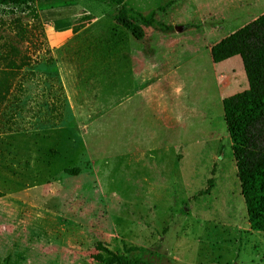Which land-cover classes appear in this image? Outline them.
Instances as JSON below:
<instances>
[{"label": "rangeland", "instance_id": "rangeland-1", "mask_svg": "<svg viewBox=\"0 0 264 264\" xmlns=\"http://www.w3.org/2000/svg\"><path fill=\"white\" fill-rule=\"evenodd\" d=\"M123 4L148 42L115 22L113 0H37L38 20L0 8V70L12 57L25 62L13 80L26 86L24 109L10 102L0 112L27 124L0 132V264H96L97 241L116 252L140 246L132 254L156 264H264V232L250 228L222 107L248 87L246 75L233 63L237 78L220 87L216 74L229 63L214 65L209 50L264 13V0ZM165 25L183 27L176 42ZM134 49L149 53L150 100L133 92L144 74L125 69ZM60 70L84 85V107L68 83L74 109L65 98L59 105ZM74 166L79 174L64 172Z\"/></svg>", "mask_w": 264, "mask_h": 264}, {"label": "trees", "instance_id": "trees-1", "mask_svg": "<svg viewBox=\"0 0 264 264\" xmlns=\"http://www.w3.org/2000/svg\"><path fill=\"white\" fill-rule=\"evenodd\" d=\"M35 1L37 0H0V8L22 7L27 9L34 20H38ZM113 1L121 4L114 15L115 22L136 39L141 40L145 35L142 22L140 23L136 17L129 16L123 0ZM143 19L147 25H151L150 21ZM18 28L17 35L21 41L25 38L26 30L21 26ZM169 31H173V28L165 25L164 32ZM9 47L11 54L17 51L13 44ZM210 53L216 63L235 55L242 61L248 87L222 99L223 116L231 139L250 228L264 232V13L214 43L210 47ZM4 57L8 58L9 52ZM24 63H17L12 57L7 61L6 68L0 70V108L12 102L15 109H24L21 102L18 104L20 95L26 89L24 80H13L17 69L19 70ZM58 89L59 105L65 106L66 97L63 95V86L60 82ZM57 106L56 103L52 104L51 110L54 111ZM26 125V122H19L13 113L2 120L0 112V132L26 129ZM64 172L76 175L80 173V167L64 168ZM213 183L214 178L211 176L197 196L208 193ZM3 195L4 193L0 191V197ZM94 248L96 253L92 257L96 264H156L132 254L143 250L137 245L123 243L122 252H116L107 244L97 241Z\"/></svg>", "mask_w": 264, "mask_h": 264}, {"label": "crops", "instance_id": "crops-1", "mask_svg": "<svg viewBox=\"0 0 264 264\" xmlns=\"http://www.w3.org/2000/svg\"><path fill=\"white\" fill-rule=\"evenodd\" d=\"M176 32H180V31H177V30H173V31H169V32H164L163 36L164 37H168V41L170 42H176L177 41V38L176 36L174 35V33L176 34ZM146 39V32H145V35L144 37L141 39V40H144L145 42H148L145 40ZM219 41V40H218ZM217 41H215L216 43ZM214 43L210 44L209 45V50H210V47L213 45ZM128 53V56H127V67L125 68L126 71L129 72V77L130 75L132 74H139V75H143L144 74V77H143V80H140L139 83L137 84V82H135L133 85L134 87V91L135 93H140L142 94L143 93V96L144 97H147V100H150L151 98V93H149L150 91V84H151V80H150V77L148 78H145L146 77V70H150L151 69V63L149 61V53L146 49L144 50H132L131 52H127ZM211 54V53H210ZM235 56H238V55H235ZM235 56H232L230 58H227L223 61H220V62H213L215 63L214 65H221L222 63H226L228 62L229 64H223V66L221 67L220 71H218V73L216 74V81L217 83L220 85V87H226L229 83H228V80H231V79H235L237 78L235 74V71L234 69H230L232 64H236L238 65L239 67H243L242 65V61H241V58H233ZM212 58V57H211ZM234 59V60H233ZM123 63L121 64L120 62L115 64L114 66V70H118L119 71L122 69ZM225 65V66H224ZM120 66V67H119ZM60 73V76H61V80H62V86H63V89H64V92H65V95H66V100H67V103H69V106L71 107V110L74 109V105L71 103V98L69 97L68 93H67V83L68 85H70V88L72 89L73 86L77 88V91H73L75 95H79V87L80 86H84V85H78L77 82H66L65 80H67V76H68V71H59ZM152 74V73H151ZM152 76V75H151ZM227 80V83L226 81L224 80ZM76 80H79V79H76ZM95 80H91V82L89 83H94ZM88 82L85 84V86H88L89 84ZM81 87V88H82ZM148 93V94H147ZM79 106L80 107H84V104L86 105L88 102H89V99L85 96H81L79 95ZM84 103V104H83Z\"/></svg>", "mask_w": 264, "mask_h": 264}, {"label": "water", "instance_id": "water-1", "mask_svg": "<svg viewBox=\"0 0 264 264\" xmlns=\"http://www.w3.org/2000/svg\"><path fill=\"white\" fill-rule=\"evenodd\" d=\"M175 29H176L177 31H181V30H183V27H182V26H176Z\"/></svg>", "mask_w": 264, "mask_h": 264}]
</instances>
